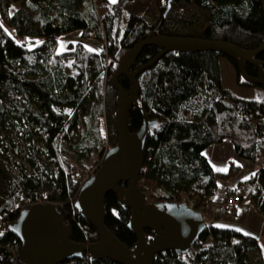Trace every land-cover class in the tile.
<instances>
[{"label":"trees","instance_id":"trees-1","mask_svg":"<svg viewBox=\"0 0 264 264\" xmlns=\"http://www.w3.org/2000/svg\"><path fill=\"white\" fill-rule=\"evenodd\" d=\"M144 1L98 0L96 6L92 0H0V127L11 125L18 132L25 126L23 133L31 141L26 156L17 162L0 138L2 264H23L18 258L20 240L8 225L34 203L57 205L73 241L98 240L96 229L74 202L85 181L82 173L90 169H94L91 176L96 173L102 155L79 173L63 155L62 144L71 139L86 113L98 130V143L106 138L108 148L117 144V91L110 77L121 55L153 31L166 8V0H151L153 22L149 23L136 9ZM170 5L160 34L219 40L246 50L264 42L260 0H170ZM76 31L82 39L94 38L102 49L94 51L77 42L58 52L57 40ZM160 52L157 46H145L136 65L147 63ZM69 57L75 73L66 70ZM221 57L234 64L238 85L264 88L244 80L235 61L216 51H171L137 76L138 104L130 110L129 131L140 129L144 115L155 123L145 141L138 183L148 202H185L208 217L221 184L237 178L234 189L241 201L249 200L264 218V166L239 179L238 164L229 161L226 169H216L204 154L207 147L229 141L241 159L255 163L264 156V95L244 98L223 87ZM256 58L264 60V51ZM245 65L248 75H257L253 65ZM97 76L101 78L98 91L92 88ZM118 81L125 90L130 89L126 77L120 76ZM97 97L99 105L94 103ZM31 123L43 131L42 145L34 138ZM105 213L106 227L133 247L136 236L127 227L130 209H124L113 192L105 197ZM145 232L148 235L151 230ZM209 236L214 243L204 247ZM251 249L260 250L254 236L209 224L186 253L161 252L154 264H249ZM59 264L120 263L93 260L85 253L83 258Z\"/></svg>","mask_w":264,"mask_h":264},{"label":"water","instance_id":"water-1","mask_svg":"<svg viewBox=\"0 0 264 264\" xmlns=\"http://www.w3.org/2000/svg\"><path fill=\"white\" fill-rule=\"evenodd\" d=\"M260 1L264 9V1ZM170 7V0H166L165 11L156 27L121 55L119 65L110 77V84L117 91L115 129L118 142L108 149L97 172L81 184L74 202V207L96 229L98 240L90 243L73 241L57 205L34 203L22 209L8 225L20 240L18 258L23 264H59L68 259L83 258L85 253L93 260L154 264L155 257L161 252L186 253L209 226L203 213L185 202H148L147 194L138 183L145 141L155 123L144 115L140 129L134 133L129 131V113L138 104L136 78L168 52L216 51L235 61L244 80L264 86V60L256 58L264 51V42L256 49L246 50L219 40L160 34L159 28ZM149 45L157 46L161 52L147 63L136 65L143 48ZM246 63L257 69L256 76L246 73ZM132 67L135 70L131 71ZM120 76L129 80L128 91L119 83ZM109 192L117 196L124 209H130L127 227L136 236L133 247L120 241L105 225V197ZM146 229L153 234L146 235Z\"/></svg>","mask_w":264,"mask_h":264},{"label":"rangeland","instance_id":"rangeland-1","mask_svg":"<svg viewBox=\"0 0 264 264\" xmlns=\"http://www.w3.org/2000/svg\"><path fill=\"white\" fill-rule=\"evenodd\" d=\"M153 8L154 4L151 0H146L136 7L137 11L143 12L149 23L153 22V18L151 17ZM99 15L101 14L99 13ZM8 31L14 35L12 30L9 29ZM77 42H83L86 47L94 51H100L103 47V45L94 38L82 39L80 36V31H76L71 34L61 36L57 40L56 50L58 52L69 50ZM71 62V57L65 59L66 70L70 73H75V69L73 68ZM220 72L223 87L230 90L237 96L253 99L264 95V88L238 85L236 68L234 64L225 57L220 58ZM100 81V76H97L94 80V83L92 84V88L97 89L98 91ZM99 96L100 94H98V97ZM98 97L94 101L95 105H99L100 103ZM22 100L23 99L20 98V101L23 103V105H25ZM104 125L106 126V124ZM30 127L34 132H36L34 134V138L37 139L39 145H42L44 142L43 139L45 137L43 131L39 128V126L33 123L30 124ZM25 128L26 127L24 126L23 129ZM0 129L2 130L0 138H2L5 146H7L8 152L12 156L13 160L17 162L22 161L28 152L31 142L28 138V134L23 133L22 128L16 132L15 129L11 127V125L0 127ZM97 138L98 130L95 129L90 115L86 113L81 115L76 130L71 133V139L63 142V155L75 165L79 173H82V170L85 171L84 169H88V167L93 166L99 160H103L106 152L108 151L109 148L107 145V139L103 138L102 142L99 144ZM214 147H217V145H214ZM220 147L222 148L218 149V152L220 151L218 156H215L214 153V157H216L218 160L220 159L219 161L208 155V152L210 153L211 151L206 150V152H204V154L209 157V160L216 169H226L225 166H228V162L233 161L241 167L239 178L242 179L253 174L258 169V167L264 166V156L258 157L255 163H251L237 157L229 141L221 143ZM88 171L92 173L94 169H90ZM86 172L82 174L84 175ZM91 173L88 178L91 177ZM236 181L237 179H233L229 182H226L227 184H223V186L228 187V189H226V191H221L220 197L217 194L214 196V201L211 203L209 216L206 218L208 219V223L213 226L236 230L239 229V231L254 236L259 243L260 250H250L249 264H264V218L259 210L249 200L239 202L235 213H223L221 210V202L219 200L222 194L225 196L228 192L235 190L234 187L236 186ZM233 194L236 196L237 192H234ZM213 243V238L209 236L204 247L212 246ZM14 249H16V246H14Z\"/></svg>","mask_w":264,"mask_h":264},{"label":"built area","instance_id":"built-area-1","mask_svg":"<svg viewBox=\"0 0 264 264\" xmlns=\"http://www.w3.org/2000/svg\"><path fill=\"white\" fill-rule=\"evenodd\" d=\"M93 4L97 6L98 0H92ZM90 171L86 172L83 177H81V180H86L88 176L90 175ZM92 174V173H91ZM237 192V190H232L228 192L225 196L223 201L221 202V210L223 213H230L234 211L238 205V203L241 201V195L239 192H237V195L235 196L233 193ZM23 207V206H22ZM3 223L0 220V229L2 228ZM0 264H2L0 262Z\"/></svg>","mask_w":264,"mask_h":264},{"label":"crops","instance_id":"crops-1","mask_svg":"<svg viewBox=\"0 0 264 264\" xmlns=\"http://www.w3.org/2000/svg\"><path fill=\"white\" fill-rule=\"evenodd\" d=\"M214 145H217V147H214ZM214 145H211V146H209V147H207L205 150H204V152H206V150H209V151H211L210 153L208 152V155L210 156V157H213L215 160H217V161H219L216 157H214V153H215V156H218V153L220 152H218V149H221L222 147H220V145L221 144H214ZM206 155V154H205ZM207 156V155H206ZM208 157V156H207ZM209 158V157H208ZM222 162V161H221ZM239 178V177H238ZM237 179V178H236ZM240 179V178H239ZM223 184H227L226 182H224V183H222L221 184V186H220V189L217 191V195L220 197V193H221V191H223V190H225L226 191V189H228V187H226V186H223ZM223 186V187H222ZM225 187V188H224ZM222 189V190H221ZM223 199H224V195L222 194V196H221V198H220V202H222L223 201Z\"/></svg>","mask_w":264,"mask_h":264},{"label":"snow or ice","instance_id":"snow-or-ice-1","mask_svg":"<svg viewBox=\"0 0 264 264\" xmlns=\"http://www.w3.org/2000/svg\"><path fill=\"white\" fill-rule=\"evenodd\" d=\"M111 2H112V3H115L116 0H111ZM0 27H2V25H0ZM237 230H239V229H237ZM246 234H247V233H246Z\"/></svg>","mask_w":264,"mask_h":264},{"label":"flooded vegetation","instance_id":"flooded-vegetation-1","mask_svg":"<svg viewBox=\"0 0 264 264\" xmlns=\"http://www.w3.org/2000/svg\"><path fill=\"white\" fill-rule=\"evenodd\" d=\"M150 234H153V232L151 231V233ZM149 235V234H148Z\"/></svg>","mask_w":264,"mask_h":264}]
</instances>
